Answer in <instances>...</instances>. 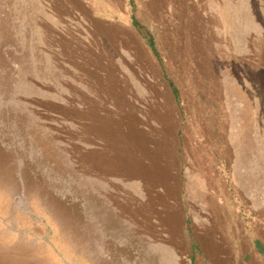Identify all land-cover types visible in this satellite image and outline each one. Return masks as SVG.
<instances>
[{"label":"rangeland","instance_id":"374dc122","mask_svg":"<svg viewBox=\"0 0 264 264\" xmlns=\"http://www.w3.org/2000/svg\"><path fill=\"white\" fill-rule=\"evenodd\" d=\"M215 129L204 184L264 222V0H0V264H200L207 229L137 142Z\"/></svg>","mask_w":264,"mask_h":264},{"label":"crops","instance_id":"0c3cea01","mask_svg":"<svg viewBox=\"0 0 264 264\" xmlns=\"http://www.w3.org/2000/svg\"><path fill=\"white\" fill-rule=\"evenodd\" d=\"M218 132L217 129L212 130L208 138L207 135L203 138L204 135L200 132L188 140L184 136L185 144L182 143V135L178 130L167 133L155 132L147 134L148 139L138 141L137 144L138 146L144 144V148L149 150V153L153 148L157 149L158 157L164 165V171H160L163 174L161 178L166 176L162 183L155 184V188L164 192L166 188L178 187V192L181 190L183 203L188 200L194 226L207 229L208 238L205 242L207 255L203 256L200 264H210V262L223 264L229 259L231 264H264V222L260 221V217L263 216L258 211L252 213L245 226L241 223L239 205L234 203L233 197L230 199L228 195L225 199L223 186L210 185L217 181L218 176L222 181L221 166L226 164L225 158L217 157L215 153L216 144H223L222 140H218ZM138 146L134 144L136 151H133V146L130 150L133 151L136 159L140 160L142 156L145 157L146 152L138 151ZM200 147L204 150L202 157L195 152ZM160 151H163L162 157ZM207 172L213 183L204 184L207 180ZM193 181H198L195 186L203 191L201 197L200 194L196 195L195 199L190 201L186 197L185 188L194 187ZM220 234L224 236L222 240L219 238ZM220 242L223 244V249L219 247ZM208 245L212 246V250Z\"/></svg>","mask_w":264,"mask_h":264},{"label":"bare ground","instance_id":"6f19581e","mask_svg":"<svg viewBox=\"0 0 264 264\" xmlns=\"http://www.w3.org/2000/svg\"><path fill=\"white\" fill-rule=\"evenodd\" d=\"M236 87H237V86H236ZM239 92H240V91H239ZM246 104H247V103H246ZM250 117H251V116H250ZM249 119H250V118H249ZM247 120H248V119H247ZM247 120H246V121H247ZM249 121H250V120H249ZM250 122H251V121H250ZM250 122H249V123H250ZM249 123H248V124H249ZM240 128H241V127H240ZM187 138H188V137H187ZM217 145H218V144H217ZM199 177H200V176H199ZM195 196H196V195H195Z\"/></svg>","mask_w":264,"mask_h":264}]
</instances>
